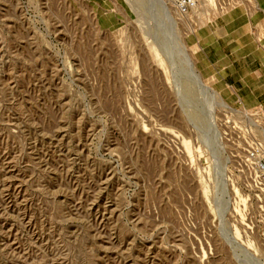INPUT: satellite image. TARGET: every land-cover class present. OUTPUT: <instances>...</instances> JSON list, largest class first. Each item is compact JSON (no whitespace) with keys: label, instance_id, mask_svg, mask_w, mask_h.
<instances>
[{"label":"rangeland","instance_id":"374dc122","mask_svg":"<svg viewBox=\"0 0 264 264\" xmlns=\"http://www.w3.org/2000/svg\"><path fill=\"white\" fill-rule=\"evenodd\" d=\"M159 2L0 0V264H264V0Z\"/></svg>","mask_w":264,"mask_h":264},{"label":"crops","instance_id":"0c3cea01","mask_svg":"<svg viewBox=\"0 0 264 264\" xmlns=\"http://www.w3.org/2000/svg\"><path fill=\"white\" fill-rule=\"evenodd\" d=\"M214 50L217 49L213 46ZM217 59L211 58L209 61L216 67L218 65L220 72H225V81L233 86L238 92L254 98L256 103H264V72L263 66L253 69L251 65L244 67L237 62L239 59H233L231 54H226L224 51H217ZM225 57L228 58L226 63ZM214 63H213V62ZM244 98V97H243Z\"/></svg>","mask_w":264,"mask_h":264},{"label":"built area","instance_id":"2783aa9c","mask_svg":"<svg viewBox=\"0 0 264 264\" xmlns=\"http://www.w3.org/2000/svg\"><path fill=\"white\" fill-rule=\"evenodd\" d=\"M174 5L178 10L189 12L197 8L199 0H161Z\"/></svg>","mask_w":264,"mask_h":264},{"label":"bare ground","instance_id":"6f19581e","mask_svg":"<svg viewBox=\"0 0 264 264\" xmlns=\"http://www.w3.org/2000/svg\"><path fill=\"white\" fill-rule=\"evenodd\" d=\"M157 1H158V0H157ZM159 1H161V0H159ZM161 2H162V1H161ZM161 2H159V3L161 4ZM195 76H197V75H195ZM198 81H199V79H198ZM206 89H207V90H209V89L212 90L210 87H207ZM213 91H214V90H213ZM213 91H211V92H213ZM210 94H211V93H210ZM212 94H213V93H212ZM215 98H216V97H215ZM220 99H221V98H220Z\"/></svg>","mask_w":264,"mask_h":264}]
</instances>
